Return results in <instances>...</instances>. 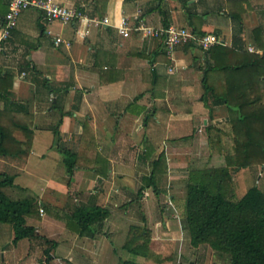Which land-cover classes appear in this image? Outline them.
I'll list each match as a JSON object with an SVG mask.
<instances>
[{
  "label": "crops",
  "instance_id": "crops-1",
  "mask_svg": "<svg viewBox=\"0 0 264 264\" xmlns=\"http://www.w3.org/2000/svg\"><path fill=\"white\" fill-rule=\"evenodd\" d=\"M58 1L90 17H108L111 24L92 27L82 38L79 23L50 21L38 10L21 13L0 55V123L19 141L10 144L9 155H0V171L14 176L10 190L36 193L39 220L29 225L50 244L45 248L50 258L42 251L36 263L119 264L136 257L154 264L130 252L127 241L143 233L157 254L156 235L162 238L158 243L170 235L176 241L185 214V178L224 166V156L234 153L236 116L207 91L205 78L220 94L234 83L247 87L259 75L255 105L264 106V67L238 73L209 69L264 55V0ZM7 3L0 0V17ZM123 17L152 27L176 24L197 34L214 33L232 50L180 45L169 51L140 33L120 34L116 24ZM58 36L73 46H57ZM54 126L60 133L57 145ZM63 147L78 155L73 173L65 166ZM217 161L220 165L212 166ZM257 169L261 179L264 164H254L234 174L233 184L243 182V187ZM81 205L107 208L110 217L81 235L73 219ZM24 241L29 239H12L10 257L31 264L23 263Z\"/></svg>",
  "mask_w": 264,
  "mask_h": 264
},
{
  "label": "trees",
  "instance_id": "trees-1",
  "mask_svg": "<svg viewBox=\"0 0 264 264\" xmlns=\"http://www.w3.org/2000/svg\"><path fill=\"white\" fill-rule=\"evenodd\" d=\"M231 50L225 44H218L208 51L228 53ZM250 58L252 59L241 61L236 66L210 64L209 69L221 67L238 73L249 66L264 67V55H253ZM234 75L231 74L233 81L238 79ZM258 76L256 79L248 80L247 87L238 86L233 82L235 87L220 94L216 93L215 88L207 83L205 78L207 91L217 98L218 103L226 104L236 116L232 122L236 134L234 153L224 156L225 165L222 167L189 172L186 182L184 226L190 236L191 245L199 247L208 244L214 250L228 253L229 264H264V192L258 186H254L237 200L232 199L228 193L234 174L250 165L264 164V106L255 105L260 99L256 90V82L260 77ZM245 99L250 100L244 101ZM249 101L250 105L245 104ZM19 127L29 134L28 128L24 125ZM54 128L57 142L60 140L59 128L56 126ZM15 142L19 143L11 131L0 123V155H9L10 144ZM61 149L64 153L65 166L69 173H73L78 155L66 147ZM14 185V176L0 171V222L12 225L14 243L21 239L34 240L42 237L36 227L27 224V219L38 211V201L35 197H11L5 188ZM75 211L73 219L80 227L81 235H88L94 225L103 224L111 214L107 208L97 205H81ZM142 237L144 241L140 242ZM149 245L150 240L142 233L129 239L125 247L135 255L161 262ZM45 253L48 260L49 250ZM119 264L141 263L121 259Z\"/></svg>",
  "mask_w": 264,
  "mask_h": 264
},
{
  "label": "built area",
  "instance_id": "built-area-1",
  "mask_svg": "<svg viewBox=\"0 0 264 264\" xmlns=\"http://www.w3.org/2000/svg\"><path fill=\"white\" fill-rule=\"evenodd\" d=\"M8 11L3 17H0V53L4 52V44L12 35L17 27L19 17L23 11L38 10L44 14V17L50 21H59L63 24L79 23L77 33L85 38L92 27L110 25L108 17H90L83 10L75 6H68L58 0H7ZM116 27L120 34L129 37L134 33H140L143 37L152 40L161 41L169 51L180 45H196L203 51H208L218 44H225L221 37L214 33L197 34L190 28L168 24L152 27L145 21L138 19L137 22L131 21L129 17H123ZM57 46L67 45V48L73 46L70 41L58 36L54 40ZM173 72L174 69L170 68ZM42 212L43 209H41Z\"/></svg>",
  "mask_w": 264,
  "mask_h": 264
},
{
  "label": "rangeland",
  "instance_id": "rangeland-1",
  "mask_svg": "<svg viewBox=\"0 0 264 264\" xmlns=\"http://www.w3.org/2000/svg\"><path fill=\"white\" fill-rule=\"evenodd\" d=\"M30 75H34V73L33 74L30 73ZM57 142H56V145H57ZM78 162L81 164L85 163V161L82 162V160L81 161L78 160ZM219 162L220 161L215 162V164L212 166H219L220 165ZM200 166H203V165L200 164ZM200 166H196L197 169L200 168ZM196 167L194 168L196 169ZM258 172H259V169L256 170V173H254L253 176H251L250 178L246 180V183L243 185V187H242L243 182L242 183L237 182L236 184H233V180H232V183H231V186L228 192L230 196L232 197V199L234 200L239 199L243 195L245 190L247 191L249 188L254 187V186H258L264 192V176L260 179L259 175L257 174ZM187 178H185V182ZM183 188L184 187L182 186L181 189L183 190ZM5 191L9 195H11V197L13 198H23V197L26 198V197H31V196L34 197V195L36 194L35 191H27L23 193L22 189H19V190L11 189L10 190L9 187L5 188ZM175 191H179V190H175ZM183 209H184V212L186 213L185 200L183 202ZM178 212H179L178 214L181 216L183 211L180 210ZM37 215H35V217H32L33 223H27V224L35 225L36 221L39 220ZM178 219L179 217L177 216L174 217V220L177 221ZM182 223H183V226L181 224L182 229H181V226L179 227L178 223H177L178 227L176 225L177 229L176 228L175 229L177 230L178 235H179L176 241H175V238L173 239V237H171L173 235H170V238L168 236L162 242L158 243L160 239L162 238L161 236H158V235L155 236V239H159V241H156L157 243L155 244L157 248L156 251L160 253V254H157V253L155 254H156V258L160 259L161 262L158 263L156 261H152L154 264H229L230 255L228 253L214 250L208 244H202V246L193 247L190 242V236L184 226V218H182ZM13 236H14V230H13L12 225L0 222V264H22V262L21 263L18 262V259L20 256H16L15 258H13L14 260L11 259L10 257V254L14 255V253H12V248L14 247L13 242H12ZM26 241L23 242V243H26V245L24 246V250H25L24 254L21 255L22 258L24 259L23 263H27V262H30L31 264L40 263L39 260L43 257L42 254L46 250L45 248L50 247V244H46L45 242H43L42 237L35 238L34 240H29L28 242ZM11 242L12 244H10ZM27 251H29L30 253L29 256H32V257L26 260ZM44 255H47V254L44 253ZM123 255L126 256L127 252H124ZM117 260H118V257H117ZM134 260H136V257H134Z\"/></svg>",
  "mask_w": 264,
  "mask_h": 264
}]
</instances>
